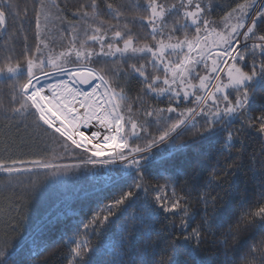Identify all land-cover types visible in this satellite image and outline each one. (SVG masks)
<instances>
[{
	"label": "trees",
	"instance_id": "trees-1",
	"mask_svg": "<svg viewBox=\"0 0 264 264\" xmlns=\"http://www.w3.org/2000/svg\"><path fill=\"white\" fill-rule=\"evenodd\" d=\"M254 1L0 0V264H264V0L231 60L242 85L201 101L197 75L170 74ZM41 49L109 83L129 160L88 161L39 116L23 88Z\"/></svg>",
	"mask_w": 264,
	"mask_h": 264
},
{
	"label": "rangeland",
	"instance_id": "rangeland-1",
	"mask_svg": "<svg viewBox=\"0 0 264 264\" xmlns=\"http://www.w3.org/2000/svg\"><path fill=\"white\" fill-rule=\"evenodd\" d=\"M254 5L226 47L225 38L215 30L202 31L197 39L186 43L188 50L183 64L170 71L172 82L180 84L181 88L192 87L191 77L197 75L196 87L205 90L201 101L214 85L217 94H224L231 85H242L247 77L238 67L231 65V60L253 24L258 8L253 11ZM155 11L160 12V9L155 8ZM245 22L248 25L243 29ZM130 49L133 46L128 41L121 46L111 47L114 53ZM89 52V49H69L63 56L72 55L82 60ZM63 56L61 59L65 58ZM199 66H207L206 71H200ZM223 72H226L225 77L221 78ZM23 92L47 124L73 146L91 156L88 161L121 164L132 157L133 154L123 155L120 151L124 140L117 96L103 76L83 61L62 64L43 49L39 50L30 63L29 78ZM67 163L70 162L50 165Z\"/></svg>",
	"mask_w": 264,
	"mask_h": 264
},
{
	"label": "bare ground",
	"instance_id": "bare-ground-1",
	"mask_svg": "<svg viewBox=\"0 0 264 264\" xmlns=\"http://www.w3.org/2000/svg\"><path fill=\"white\" fill-rule=\"evenodd\" d=\"M259 1L260 0H258L256 3H255V5H254V7H253V11L258 7V4H259ZM253 11H252V13H253ZM251 19V18H250ZM246 25H248V23L247 22H245L244 24H243V29L246 27Z\"/></svg>",
	"mask_w": 264,
	"mask_h": 264
},
{
	"label": "water",
	"instance_id": "water-1",
	"mask_svg": "<svg viewBox=\"0 0 264 264\" xmlns=\"http://www.w3.org/2000/svg\"><path fill=\"white\" fill-rule=\"evenodd\" d=\"M258 0H255L253 2V5L257 2ZM5 25H6V20H5V17L3 16V29H5ZM1 35V34H0Z\"/></svg>",
	"mask_w": 264,
	"mask_h": 264
}]
</instances>
